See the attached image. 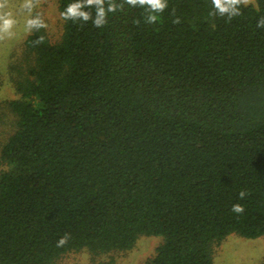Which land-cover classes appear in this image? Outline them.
Listing matches in <instances>:
<instances>
[{
    "label": "trees",
    "instance_id": "1",
    "mask_svg": "<svg viewBox=\"0 0 264 264\" xmlns=\"http://www.w3.org/2000/svg\"><path fill=\"white\" fill-rule=\"evenodd\" d=\"M253 1L229 18L210 15L211 0H167L155 23L123 3L96 27L65 20L73 0H58L59 39L31 28L5 101L0 264L125 251L142 235L161 238L143 264H213L228 235L264 236V0Z\"/></svg>",
    "mask_w": 264,
    "mask_h": 264
},
{
    "label": "rangeland",
    "instance_id": "2",
    "mask_svg": "<svg viewBox=\"0 0 264 264\" xmlns=\"http://www.w3.org/2000/svg\"><path fill=\"white\" fill-rule=\"evenodd\" d=\"M247 4H254L248 0ZM0 15L14 21L11 29L0 32V141L12 130L13 119L5 101L17 97L11 79L16 74L11 67L20 62L22 43L30 33L27 21H43L48 39L55 42L62 32L58 0H5ZM161 238L139 236L132 248L125 251L92 255L87 250L69 252L57 264H143L151 258ZM213 264H264V236L244 238L230 234L213 246Z\"/></svg>",
    "mask_w": 264,
    "mask_h": 264
},
{
    "label": "clouds",
    "instance_id": "3",
    "mask_svg": "<svg viewBox=\"0 0 264 264\" xmlns=\"http://www.w3.org/2000/svg\"><path fill=\"white\" fill-rule=\"evenodd\" d=\"M5 0H0V8L4 7ZM106 0H73L72 3L66 6L65 11L62 13V17L65 20H83L87 22L92 20L93 25L96 27L103 26L106 21V15L108 12H115L117 9L123 8V3H127L133 7L141 6L145 7L149 14L146 17L147 23H155L158 19L156 13H162L167 7V0H123L121 4H116L114 0H107V8H105ZM214 12L210 13L213 16H227L229 18L239 15V6L247 4L248 0H211ZM95 8V16L93 17L88 8ZM176 23L179 22L178 18ZM14 21L10 18H6L4 15H0V32L11 29ZM29 28H41L44 27L43 21L39 19H29L27 21ZM258 27L264 26V19L260 20L257 24ZM43 38H40L42 42ZM245 193L242 191L240 197L243 198ZM231 211L240 214L244 211L243 206L240 204H233ZM69 239L68 234L60 237L57 241V246H62L67 243Z\"/></svg>",
    "mask_w": 264,
    "mask_h": 264
}]
</instances>
